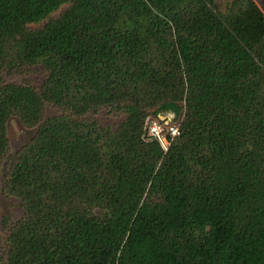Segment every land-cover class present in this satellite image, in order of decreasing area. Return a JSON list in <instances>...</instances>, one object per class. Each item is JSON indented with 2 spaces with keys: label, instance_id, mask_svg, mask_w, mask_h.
Wrapping results in <instances>:
<instances>
[{
  "label": "trees",
  "instance_id": "1",
  "mask_svg": "<svg viewBox=\"0 0 264 264\" xmlns=\"http://www.w3.org/2000/svg\"><path fill=\"white\" fill-rule=\"evenodd\" d=\"M0 196V264H264V0H0Z\"/></svg>",
  "mask_w": 264,
  "mask_h": 264
},
{
  "label": "rangeland",
  "instance_id": "2",
  "mask_svg": "<svg viewBox=\"0 0 264 264\" xmlns=\"http://www.w3.org/2000/svg\"><path fill=\"white\" fill-rule=\"evenodd\" d=\"M16 79H20L16 77ZM34 82V79L31 80ZM53 113L52 111H49ZM98 117L102 124L116 127L121 117L108 113L104 110L100 111ZM172 116L169 118L171 120ZM7 134L10 145L13 149L19 148L32 136L33 130L25 128L17 119L12 118L7 122ZM22 211L19 207L18 201L11 197L0 196V223L2 221H14L19 218Z\"/></svg>",
  "mask_w": 264,
  "mask_h": 264
},
{
  "label": "built area",
  "instance_id": "3",
  "mask_svg": "<svg viewBox=\"0 0 264 264\" xmlns=\"http://www.w3.org/2000/svg\"><path fill=\"white\" fill-rule=\"evenodd\" d=\"M178 133V124L174 122L164 121V123L162 124L155 119H150L146 126V136L149 139L159 141L163 147L167 145V141L165 139L166 135H168L169 137H174L177 136Z\"/></svg>",
  "mask_w": 264,
  "mask_h": 264
},
{
  "label": "water",
  "instance_id": "4",
  "mask_svg": "<svg viewBox=\"0 0 264 264\" xmlns=\"http://www.w3.org/2000/svg\"><path fill=\"white\" fill-rule=\"evenodd\" d=\"M160 119H161V120H163V118H162V117H160Z\"/></svg>",
  "mask_w": 264,
  "mask_h": 264
}]
</instances>
